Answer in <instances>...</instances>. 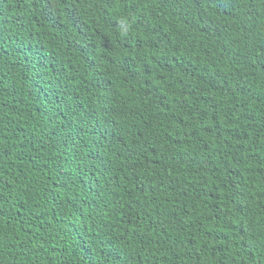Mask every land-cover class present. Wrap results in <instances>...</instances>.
<instances>
[{"label": "trees", "instance_id": "1", "mask_svg": "<svg viewBox=\"0 0 264 264\" xmlns=\"http://www.w3.org/2000/svg\"><path fill=\"white\" fill-rule=\"evenodd\" d=\"M0 264H264V0H0Z\"/></svg>", "mask_w": 264, "mask_h": 264}]
</instances>
